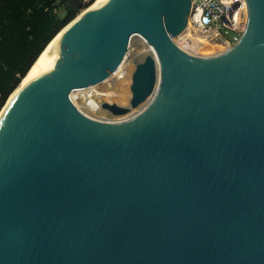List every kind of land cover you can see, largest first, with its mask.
I'll return each instance as SVG.
<instances>
[{
    "label": "water",
    "instance_id": "obj_1",
    "mask_svg": "<svg viewBox=\"0 0 264 264\" xmlns=\"http://www.w3.org/2000/svg\"><path fill=\"white\" fill-rule=\"evenodd\" d=\"M246 1L240 39L211 55L174 39L191 0H100L54 43L0 124V264H264V0ZM135 33L161 64L153 101L86 115L71 91L114 72ZM133 74L136 106L153 55Z\"/></svg>",
    "mask_w": 264,
    "mask_h": 264
},
{
    "label": "bare ground",
    "instance_id": "obj_2",
    "mask_svg": "<svg viewBox=\"0 0 264 264\" xmlns=\"http://www.w3.org/2000/svg\"><path fill=\"white\" fill-rule=\"evenodd\" d=\"M98 1L100 0H94L93 3L83 11L81 9L78 14L48 43L45 49L38 56L37 60L30 67L28 74L13 90L0 110V124L6 116L8 109L12 106L15 98L26 86L31 76L42 73L55 65L57 60L52 55L50 50L54 43L87 11L91 10ZM176 41L180 47L186 49L192 54H198V52L200 54H204L198 51L201 42H203L204 46L206 45L205 54L207 55L215 54L224 48L223 44L214 43L201 37H196L190 32L188 26H186V28L176 37ZM148 54L153 55L156 61L158 75L156 87L152 94H150L144 101L140 102L136 106H131L130 102L133 95V73L136 64L143 61ZM160 75L161 64L155 47L147 41L145 36L140 33H135L130 39L128 50L122 62L114 72H111L108 77L98 83L83 87H76L71 91L70 97L75 105L86 115L105 122H119L136 116L147 108L156 95L155 93L161 79ZM105 102L128 107V110L120 114H111L113 111L104 105Z\"/></svg>",
    "mask_w": 264,
    "mask_h": 264
},
{
    "label": "trees",
    "instance_id": "obj_3",
    "mask_svg": "<svg viewBox=\"0 0 264 264\" xmlns=\"http://www.w3.org/2000/svg\"><path fill=\"white\" fill-rule=\"evenodd\" d=\"M69 1L0 0V110L48 43L76 16Z\"/></svg>",
    "mask_w": 264,
    "mask_h": 264
},
{
    "label": "built area",
    "instance_id": "obj_4",
    "mask_svg": "<svg viewBox=\"0 0 264 264\" xmlns=\"http://www.w3.org/2000/svg\"><path fill=\"white\" fill-rule=\"evenodd\" d=\"M246 18V0H191L186 26L196 37L222 43L224 48L220 51H223L240 39L246 27Z\"/></svg>",
    "mask_w": 264,
    "mask_h": 264
},
{
    "label": "rangeland",
    "instance_id": "obj_5",
    "mask_svg": "<svg viewBox=\"0 0 264 264\" xmlns=\"http://www.w3.org/2000/svg\"><path fill=\"white\" fill-rule=\"evenodd\" d=\"M94 1V0H93ZM93 1L89 4V5H87L86 7H84V8H82V11L83 10H85L86 8H88L92 3H93ZM61 12V14H62V16L65 14V11L64 10H61L60 11ZM78 14V13H77ZM76 14V15H77ZM194 35V34H193ZM175 39V41H176V37L174 38ZM212 41V40H211ZM177 42V41H176ZM213 42V41H212ZM214 43H215V41H214ZM219 44H222V43H219ZM186 50V49H185ZM200 51H201V53H204L205 54V52H206V45L204 46V44H202L201 45V47H200ZM111 112V111H110ZM111 114H114V113H112L111 112Z\"/></svg>",
    "mask_w": 264,
    "mask_h": 264
}]
</instances>
